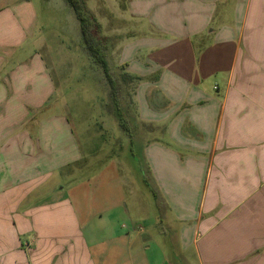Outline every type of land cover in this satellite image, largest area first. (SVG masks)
<instances>
[{
  "label": "crops",
  "instance_id": "crops-1",
  "mask_svg": "<svg viewBox=\"0 0 264 264\" xmlns=\"http://www.w3.org/2000/svg\"><path fill=\"white\" fill-rule=\"evenodd\" d=\"M48 1L0 0V264H264V0H82L119 38L173 256L150 231L160 207L133 203L155 220L132 217L110 190L83 223L60 186L104 160L90 159L95 137L77 138L41 54Z\"/></svg>",
  "mask_w": 264,
  "mask_h": 264
},
{
  "label": "rangeland",
  "instance_id": "rangeland-1",
  "mask_svg": "<svg viewBox=\"0 0 264 264\" xmlns=\"http://www.w3.org/2000/svg\"><path fill=\"white\" fill-rule=\"evenodd\" d=\"M125 3V0H120V5ZM37 9L41 17L40 26H44L45 50L41 54L46 62H54L56 71L60 74V98L64 100L62 102L69 112L77 138L85 146L88 144V137H95L92 143L97 147L94 151L98 154H88V158L90 156L93 160H104L99 172H96L95 167L85 171L86 164H78L81 170L77 174V180L70 181L66 176L60 185L64 187L65 195L76 204L83 223L85 207L96 206L99 194L105 195L110 190L123 192L125 203L130 209L133 203L136 207L143 206L151 211L160 207L161 211L156 213L159 222L150 231L160 237L157 239L158 243L165 248L167 255H175L180 250L170 234L176 231L175 221L167 218V213H164L166 202H161L162 197H156L144 159V147L149 137L144 135L141 138L143 134L132 115L133 82L125 78L126 73L116 64L118 56L115 51L119 38L101 27H93L94 37L101 43L110 74L119 89L118 98H115L101 66L93 60L83 44L79 21L67 0H49L45 5L37 6ZM110 24V27H116L115 22ZM118 114L123 115L129 132L122 127ZM143 129L147 130L142 126ZM154 137L157 134H150L151 139ZM138 214L133 209L130 210L132 217L137 215L155 220L154 213Z\"/></svg>",
  "mask_w": 264,
  "mask_h": 264
},
{
  "label": "trees",
  "instance_id": "trees-1",
  "mask_svg": "<svg viewBox=\"0 0 264 264\" xmlns=\"http://www.w3.org/2000/svg\"><path fill=\"white\" fill-rule=\"evenodd\" d=\"M67 2L75 11L77 19L80 22L81 34L85 48L89 51V54L91 55L93 60L101 66L104 75L111 87L112 95L115 98H118L119 89L117 83L110 74L109 63L105 58L103 49L100 47L101 43L99 40H96L92 32L93 27L95 26L96 28H99L101 27L100 24L97 22L95 17L88 12L86 5L82 0H67ZM125 78H127V80L133 79L129 75H125ZM118 115L120 116L119 120L122 127L124 128V130L129 132L127 123L125 122L123 115Z\"/></svg>",
  "mask_w": 264,
  "mask_h": 264
}]
</instances>
